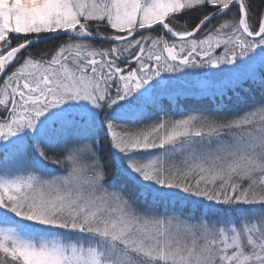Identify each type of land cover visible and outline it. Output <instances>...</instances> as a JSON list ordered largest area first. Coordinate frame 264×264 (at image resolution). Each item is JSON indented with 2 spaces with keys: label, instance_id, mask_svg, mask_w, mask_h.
I'll use <instances>...</instances> for the list:
<instances>
[{
  "label": "snow or ice",
  "instance_id": "obj_1",
  "mask_svg": "<svg viewBox=\"0 0 264 264\" xmlns=\"http://www.w3.org/2000/svg\"><path fill=\"white\" fill-rule=\"evenodd\" d=\"M0 264H264V0H0Z\"/></svg>",
  "mask_w": 264,
  "mask_h": 264
},
{
  "label": "trees",
  "instance_id": "obj_2",
  "mask_svg": "<svg viewBox=\"0 0 264 264\" xmlns=\"http://www.w3.org/2000/svg\"><path fill=\"white\" fill-rule=\"evenodd\" d=\"M46 47V45H41ZM165 108H169L172 113H179L185 111H192L193 114H198L199 111H210L211 105L207 100H202L200 97H193L188 95H177V94H164L161 93L160 100L158 102Z\"/></svg>",
  "mask_w": 264,
  "mask_h": 264
},
{
  "label": "rangeland",
  "instance_id": "obj_3",
  "mask_svg": "<svg viewBox=\"0 0 264 264\" xmlns=\"http://www.w3.org/2000/svg\"><path fill=\"white\" fill-rule=\"evenodd\" d=\"M186 72H189L190 74L187 76H184L181 73H175V74H164L165 76L172 77V87H170L167 91L162 92L164 94L168 93L170 94H177V95H188L193 97H199L197 96L192 90L191 85L202 82L204 80V77L202 75H196L199 70H185ZM176 77H179V79H176Z\"/></svg>",
  "mask_w": 264,
  "mask_h": 264
}]
</instances>
